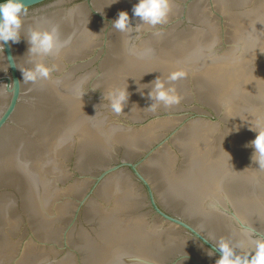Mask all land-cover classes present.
<instances>
[{"label":"clouds","instance_id":"9594fccd","mask_svg":"<svg viewBox=\"0 0 264 264\" xmlns=\"http://www.w3.org/2000/svg\"><path fill=\"white\" fill-rule=\"evenodd\" d=\"M28 4L29 0H0V50H3V45L9 42L13 44L20 42L24 17L27 16L29 10ZM171 12L172 0H138L132 8V15L134 18H138L140 23L133 27L128 12L121 11L112 21V28L127 34L130 40L135 39L137 38L136 34L144 26L157 28V26L167 24ZM155 34L158 35L159 32ZM26 41L29 45L27 54L34 59L30 60L31 68L22 70L23 82L35 84L38 81L49 80L56 68L55 65L50 67L45 64L43 58L58 56L69 45L71 38L62 39L59 27L52 24L44 30L29 28ZM129 54L136 55L139 59H150L152 50L137 51L132 46L129 48ZM7 59L12 66L16 67L14 58L8 57ZM186 75L184 70H177L170 72L165 79L158 76L149 84H140L138 91L142 96L144 89L149 90L147 97L151 104L147 109L154 112L161 105L164 108L179 105L183 97L177 92L175 83L186 78ZM11 87L17 91L19 84L11 85ZM127 89L128 85L125 88H115L108 93V106L116 115L124 113V109L128 105L129 92ZM74 93L81 95L79 85L74 89ZM252 130L257 133L251 142V147L254 149L252 159L258 165V169L264 170V126L257 122ZM239 224V234L242 239L233 241L220 237L215 243L211 242L215 252L220 253L215 264H264V235L259 234L255 227L243 219L239 220ZM204 240L210 242L205 238ZM215 252L209 250L207 254L211 257Z\"/></svg>","mask_w":264,"mask_h":264}]
</instances>
